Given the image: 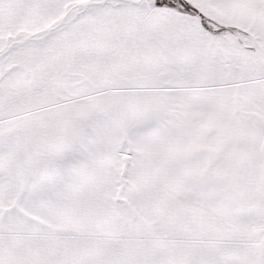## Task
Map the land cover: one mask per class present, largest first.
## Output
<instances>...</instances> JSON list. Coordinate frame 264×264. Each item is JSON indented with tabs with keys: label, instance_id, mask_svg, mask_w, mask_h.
Returning <instances> with one entry per match:
<instances>
[{
	"label": "snow or ice",
	"instance_id": "1",
	"mask_svg": "<svg viewBox=\"0 0 264 264\" xmlns=\"http://www.w3.org/2000/svg\"><path fill=\"white\" fill-rule=\"evenodd\" d=\"M0 264H264V0H0Z\"/></svg>",
	"mask_w": 264,
	"mask_h": 264
}]
</instances>
